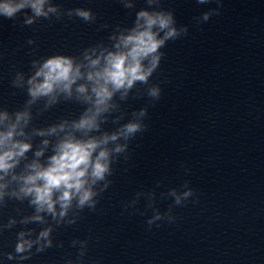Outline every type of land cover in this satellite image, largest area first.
<instances>
[{"label": "clouds", "instance_id": "obj_1", "mask_svg": "<svg viewBox=\"0 0 264 264\" xmlns=\"http://www.w3.org/2000/svg\"><path fill=\"white\" fill-rule=\"evenodd\" d=\"M198 3H208L209 0H197ZM220 4V0H216ZM44 0H34L30 6L35 11L36 15H46L42 12V5ZM29 5V0H22V2L16 3L14 0H5L0 3V15L6 18H12L15 14ZM55 11V9H50ZM216 15L219 14L215 11ZM76 14L82 17L84 20H89L90 13L88 11L77 9ZM213 12H206L203 14V20L207 21ZM139 18L144 20V25L141 30L138 25L133 34L122 38V43L125 47H128L126 52L111 53L106 58L107 64L102 73H97V77H101L106 84H111L115 89L121 87H131L134 81L147 82L149 76L159 66L161 57L164 55L158 50L165 46L166 41L176 40L183 33L187 34V28L178 30L174 24L173 14L171 12H140ZM31 23V21H28ZM156 29L155 31L153 29ZM163 33V35H161ZM148 60L149 66L145 67L143 61ZM95 65L98 61H92ZM79 75V68H73V62L70 58L64 56H55L48 59L40 70L36 73V77H43V82L35 83V77H33L30 83L34 86L30 89V93L33 97L39 95H47L51 93L55 87L62 86L67 90L71 83ZM89 79H93L90 74ZM99 83V81H97ZM79 91L83 92L84 88L81 87ZM98 96L97 103H103L105 99L111 96V92L107 87L101 85L99 88L94 89ZM153 98L159 99L161 92L158 87H153L149 93ZM143 114V113H141ZM20 117L18 116L17 119ZM94 125V119L86 118L82 119L77 127H92ZM138 130H141V126L137 123H130L125 127V134H134ZM11 132L3 135L0 139V144H3L5 140L10 138ZM117 137L113 135L111 139L115 140ZM108 137L103 141L89 140L86 143L65 141L59 146V153L51 158V164L47 169L37 171L35 175H30L25 179L27 184L33 185L31 188L25 189L27 193L35 194L33 203L38 208L37 211L47 209L49 212H54L53 193L60 191L59 202L62 208L67 209L74 196L79 197V205L83 207L86 203H90L95 193L90 187H86L89 176L92 178V182L97 180H103L105 173L109 171L107 150H101L99 155L92 161V153L98 147L100 143H106ZM19 153L23 154L30 146L19 145ZM116 151H121L117 148ZM14 153L7 152L4 155H0V170H5L9 167L6 160L10 159ZM33 167H36L35 165ZM89 168L91 169L89 172ZM42 181V185L37 186L36 181ZM184 197L192 195L191 191L185 192ZM176 203H180V198L177 197ZM90 206L94 207V204ZM61 216L64 212L60 213ZM35 219L39 220L37 216ZM154 219H160L159 216ZM153 220H149L148 224L151 225ZM42 237L48 236V231L41 233ZM50 243V242H49ZM31 247V242L21 241L17 247V252H23L26 248Z\"/></svg>", "mask_w": 264, "mask_h": 264}]
</instances>
